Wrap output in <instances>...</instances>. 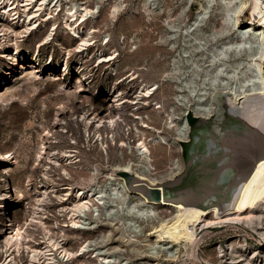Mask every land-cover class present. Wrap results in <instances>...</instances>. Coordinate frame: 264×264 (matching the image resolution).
<instances>
[{
    "label": "bare ground",
    "instance_id": "6f19581e",
    "mask_svg": "<svg viewBox=\"0 0 264 264\" xmlns=\"http://www.w3.org/2000/svg\"><path fill=\"white\" fill-rule=\"evenodd\" d=\"M219 1L224 12L215 19L218 24L214 28L220 36L229 38L225 45L227 49L220 50L218 57L210 59L208 49L202 44V49L189 55L200 67L203 77L208 76L212 66L219 70L221 78L212 88L210 103L203 102L197 109L187 106L182 115L181 131L169 139L148 122L150 111L166 112L157 101L151 104L160 84L163 85L162 80L159 79L161 83L157 85L145 83L134 92V97L126 96L124 92L137 85V79L143 73L142 70L133 71L127 83L112 85L113 100L105 94L97 99L98 105L89 117L90 108L87 107L94 105V97L86 91L97 86L84 85L85 71L78 69L73 83L67 85L60 81L67 73L62 72V66L60 69L54 66L52 54L45 64L34 54L27 60L30 41L48 22L47 31L34 44L37 55L41 47L51 44L58 32L63 31L76 45L71 50L56 41L62 53L61 65H67L71 51L76 55V66L80 67L86 58H94L98 65L113 61L119 49L109 45L107 34L105 40L94 45L92 22L95 14L85 2L0 0V50L17 65L12 72L14 86H17L20 74L40 86L45 80H52L57 94H71L77 100L71 102V110L65 112L62 110L66 103L55 101L59 107L53 109L54 125L42 124L36 134L38 146L31 173L22 181V189L12 180V188L0 193V257L3 256L0 264H22L23 257L25 264H76L85 257L93 264H120L114 255L102 251L94 238L97 233H102L104 220L117 230L120 227L126 233L123 235L126 242L141 245L142 237L151 236L158 251H173L177 258L188 259H198L197 248L204 238L216 231L230 230L237 237L241 236L242 241L231 243L227 250L221 245L212 248L206 259H216L217 263L212 264H264V0ZM206 2L213 0L199 3L204 12L209 7ZM121 5H112L111 18ZM167 14L170 25L173 15ZM56 15L61 19L59 29ZM207 20L215 22L211 16ZM163 38L162 44L173 42L166 36ZM92 45L95 52L90 55ZM173 48L174 51L180 49L179 45ZM161 50L169 53L172 49L161 47ZM216 93H225L224 106L214 100ZM13 96L10 93L6 99L11 100ZM43 105L48 106L45 102ZM190 110L205 118L213 115L219 123L229 121L232 125L228 129L249 135L245 153L236 162L235 174L232 176L227 166L212 167L206 172L209 178H203L195 188L188 187L175 202L150 200L141 192L130 189L122 173L162 191L163 183L182 171L181 158L172 159V164L164 171L159 170L156 153L162 154L161 149L165 148L170 150L173 144L180 153V142L188 139L189 125L185 115ZM76 113L81 114L85 137L74 127L78 120L70 118ZM70 125L69 130H63ZM151 129L153 132L147 134ZM68 138L74 145L61 146ZM79 142L90 145L92 152L78 157ZM0 155L2 164L9 161L7 152L1 151ZM57 167L68 181L61 179V173L56 174L57 179L52 177L51 171ZM4 171L1 176L7 178ZM40 172L46 181L37 180ZM231 178L225 199L221 203L213 202L209 197L213 190L211 180L223 191L225 182L228 185L227 180ZM108 189L113 193H104ZM24 194L27 201L21 211L23 222L17 223L8 216V209L20 204ZM131 199L136 202L131 204ZM68 230L72 231V236L66 234ZM146 230L148 234L144 233ZM249 239L261 244L262 251L252 248ZM73 243L76 249L70 248Z\"/></svg>",
    "mask_w": 264,
    "mask_h": 264
},
{
    "label": "rangeland",
    "instance_id": "374dc122",
    "mask_svg": "<svg viewBox=\"0 0 264 264\" xmlns=\"http://www.w3.org/2000/svg\"><path fill=\"white\" fill-rule=\"evenodd\" d=\"M201 1L205 2V0H64V3L67 4L85 2L93 9L95 14L92 22L95 27L94 45L100 44L101 40H105V35H109L106 37V39L110 38L109 45L119 49L117 57L113 60L114 63L110 61L107 64L98 65L94 58H86L82 61L81 67L80 65L76 66V55L71 51L67 65H61L62 53L58 49L56 41L58 40L64 44V47L71 50L76 45L71 36L63 31L58 32L55 37L56 40L51 44L41 47L37 55L34 51V44L47 31L48 22H46L45 27L40 28L41 32L38 36L30 41L27 60H31L30 56L34 54L42 64H45L49 62L50 54H52L54 66L57 69L62 66V72L67 73L60 79L67 85L73 83L78 69L85 71L87 79L83 80L84 85L86 87H89V84L97 86L94 90L89 88L86 91V94H92L94 97V105L87 107V109L90 108L87 114L89 117H92L91 113L94 106L98 105L96 103L97 99L105 94L110 100H113L112 85L127 83L133 71L142 70L143 73L141 77H138L137 85L133 86L130 91L128 88V91L124 92L126 96L134 97V92L139 91L143 84L155 83L157 85L161 83L159 79L162 80L163 85L160 84L151 104L153 105L157 101L158 105L164 106L166 112H163V110L159 112L150 111L148 122L155 125L156 129L161 131V134L167 138H175L181 131L182 115L186 107L191 106V108L197 109L203 102L205 104L210 103L209 96L212 88L216 80L221 78L219 70L213 69L212 66L209 67L208 76L203 77L200 67L194 63L189 53H196V51L202 49V44H204L205 48L208 49V57L213 59L219 56L220 50L227 49L225 45L229 41L228 37L220 36L214 28L218 24V20L215 19H219V16L224 12L220 1L206 2V4H209L207 12L202 11L199 4ZM115 3H121L122 5L115 12V17L111 18L110 11ZM97 6H99L98 13ZM212 12L215 14H212ZM167 13L173 15L171 17L173 21L170 25L168 24L170 18H167ZM89 16H87L88 20ZM209 16L215 22L208 21ZM56 17L59 29L61 25L60 15H56ZM195 19H198L197 23L194 22ZM20 28L22 29V27ZM164 36L173 42L162 44ZM176 45H179V51L173 50ZM161 47L172 50L165 53L161 50ZM90 51V55L95 52L93 45ZM1 52L2 50H0V152L5 151L10 156L9 161L2 164L0 155V193L8 191L9 187L12 188L13 181L22 189V181L31 173L33 155L38 146L36 134L41 130L42 124L48 125V127L54 125L53 109L59 107L54 104L55 101L61 100L66 103L62 112L70 111L71 102H77L71 94H57L52 80H45L44 85L40 86L20 74L15 87L12 82L14 75L12 72L17 68V65ZM174 57L176 59L172 61ZM65 67L67 69L63 70ZM162 74L166 76L161 77ZM10 93H13L14 96L11 100H7L6 98ZM83 94L85 95V93ZM162 94H164V97H161ZM44 102L48 105L47 107L43 105ZM70 118L74 121L78 120V124L74 127L78 129L82 137H85V127L81 122V114L76 113ZM71 127L70 125L63 130H69ZM151 130L147 134H151L153 129ZM68 136L70 137V134ZM72 144L74 145L73 140L68 138L64 144L61 143V146ZM174 146L173 144L170 150L167 148L165 150L161 149L162 154L156 153L159 170L164 171L172 164V159L181 158V153ZM77 147L78 157L92 152V147L85 142H79ZM67 167L72 171L75 170L69 165ZM3 169H5L4 172L7 178L1 176ZM57 173H61V179H64L65 182L68 181L69 178L65 176L59 167L51 171L52 177L57 179ZM38 175L37 180L46 181V177L42 172ZM104 193H113V190L108 189ZM26 201L27 195L24 194L20 204L8 209V216L15 221L17 220V223L23 222L21 211ZM135 202L136 200L131 199V204ZM103 223L102 233H97L94 238L97 239L98 245L102 247L101 250L114 255L120 264H212L217 263L216 259H206L207 253L212 248H218L221 245L227 250L231 243L238 240L242 241L241 236L237 237L230 230L216 231L202 240L197 248L198 259L177 258L173 251H158L151 236L142 237L141 245H134L124 241L123 235L126 233L124 234L120 227L117 230L115 227L109 226L106 220ZM1 225L0 222V227ZM110 229H112V232H109ZM148 232L147 230L144 231L146 234ZM66 234L72 236L73 233L68 230ZM39 236H41V233ZM248 243L254 249L259 251L263 249V246L253 239H249ZM70 248L76 249V244L73 243ZM156 255L157 257H155ZM2 259L3 256L0 257V260ZM25 260L24 257L21 259L22 264H25ZM90 261L85 257L76 264H93Z\"/></svg>",
    "mask_w": 264,
    "mask_h": 264
},
{
    "label": "water",
    "instance_id": "95a60500",
    "mask_svg": "<svg viewBox=\"0 0 264 264\" xmlns=\"http://www.w3.org/2000/svg\"><path fill=\"white\" fill-rule=\"evenodd\" d=\"M214 100L218 105L224 106L225 93H216ZM185 120L189 125L188 139L180 142V153L183 161L182 171L162 185V191L147 182H138L127 173H122L127 186L141 192L148 199L154 201H179V194H183L188 187L195 188L207 179L206 173L212 167L227 166L231 169L232 176L236 171V162L245 153L249 135L242 131L228 129L231 122L219 123L218 118L210 116L205 118L187 112ZM223 191L211 180L213 190L209 197L213 202L221 203L230 191L232 178L227 180Z\"/></svg>",
    "mask_w": 264,
    "mask_h": 264
}]
</instances>
